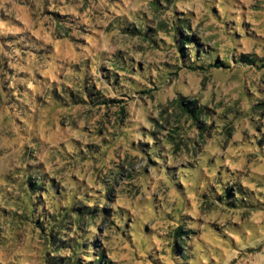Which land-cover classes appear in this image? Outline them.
<instances>
[{
  "label": "rangeland",
  "instance_id": "374dc122",
  "mask_svg": "<svg viewBox=\"0 0 264 264\" xmlns=\"http://www.w3.org/2000/svg\"><path fill=\"white\" fill-rule=\"evenodd\" d=\"M179 18L230 67L191 68ZM263 65L264 0H0V264L64 256L49 229L93 242L82 263L178 264V226L191 264H264ZM75 206L109 211L75 235Z\"/></svg>",
  "mask_w": 264,
  "mask_h": 264
},
{
  "label": "trees",
  "instance_id": "16d2710c",
  "mask_svg": "<svg viewBox=\"0 0 264 264\" xmlns=\"http://www.w3.org/2000/svg\"><path fill=\"white\" fill-rule=\"evenodd\" d=\"M187 2H190V0H187ZM178 22H181V24L176 26V29L178 30V36L174 37V40L177 46L182 51V54L184 55V57H189V58L191 57L194 59V61L193 60L190 61L191 68L210 70L212 68L213 69L214 68L215 69H226L230 67L226 59L221 60V59L216 58L214 60L210 59V61L205 60V58H210L209 56H212V54L208 53V51L204 49L199 50L198 40L194 38L193 36L185 35L182 32L184 28H189L190 20L188 18H184V19L179 18V20H177L176 23ZM129 30L134 34L139 33V34H144L145 36H147L148 33H151L147 28L141 27V26H138V29L133 28ZM152 38H155V35H152ZM185 44H188L190 48L185 49L184 47ZM188 54H190V56ZM237 61L239 63L248 64V66L255 65L257 62L256 58L253 57L249 53H244V54L239 55V57H237ZM121 66L128 67V65L125 66L123 64ZM113 77L116 79L115 76ZM87 89L88 88L86 87L85 90ZM182 104L184 105L183 106L184 111H188L195 117L196 120H200L198 116L202 114V109L200 108L197 109L196 107L197 105L195 104L194 100L187 102L185 104L182 102ZM247 144L250 146H253V143L251 141H249V143ZM256 144L257 146H259L261 150L264 149V140L259 139ZM167 175H170V174H167ZM28 183L30 184V188L34 191V193L37 194L38 192H40L41 189L44 188L43 185L45 184V181L42 178L41 179L36 178V176H29ZM224 193L225 195L221 194L217 196L218 200H220L221 202H225L226 204H230L233 207H236L240 203L243 204V202H245L244 201L245 199L243 198V196L245 198L248 197L244 191H241L239 189L238 185H237V189H234L233 185L229 187H225ZM33 198H36V197H33ZM33 205H34V208L36 209L35 201H33ZM69 210L70 209L67 208V210H64L63 212L58 213V216L61 219L65 218L67 220L70 217V214L68 213ZM71 210H74L79 215L78 222L76 223V221H74L77 229L72 230V233L75 235L77 234L76 230L81 229L80 223H82V221L84 220V218H86L87 215L91 216L92 218H99L101 215L105 216V214H107V212L109 211L102 207L98 209L95 206L94 207L75 206L71 208ZM50 218L51 220H53L51 216ZM43 219H45L44 222L41 221L40 219L35 220V223L39 226L41 230H44L45 224H47L45 215H43ZM65 227L70 228L67 225H65ZM49 230H50V233L48 234L50 235L52 239V243H53L52 250L56 252L58 249L60 251L65 248L68 249V253H66L64 256H60V255H56L54 257L50 256V258L47 261L49 262V264H110V262L106 260L105 255L102 251H97L98 255L95 260H90L87 263H82L80 256H86V255L90 256L89 249L91 246H93L92 244L93 242L84 243L83 235L73 238L70 234H65V236L68 237V240H65L61 237L56 236V234L54 233L55 231L54 229H49ZM60 232L62 233V231ZM190 232L191 230H185L184 227L182 226H178L174 230L173 254L177 260L179 259L182 261V262H178V264H191L190 260L193 259L194 257V255L190 251V244L188 242V240H190V236H189Z\"/></svg>",
  "mask_w": 264,
  "mask_h": 264
}]
</instances>
